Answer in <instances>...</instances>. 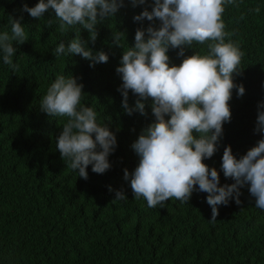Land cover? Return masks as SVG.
<instances>
[{
	"label": "trees",
	"instance_id": "trees-1",
	"mask_svg": "<svg viewBox=\"0 0 264 264\" xmlns=\"http://www.w3.org/2000/svg\"><path fill=\"white\" fill-rule=\"evenodd\" d=\"M25 3L33 7L38 0H0V33L11 32L9 16H23L29 37L23 44L13 42L16 72L0 55V264H264V210L255 207L250 185L240 188L241 204L232 199L218 206L217 220L210 221L205 192L194 191L187 203L169 199L162 208H149L143 198L134 199L123 179L124 169L131 173L139 163L132 145L155 117L151 98L143 101L146 115H128L122 106L118 89L123 81L116 68L124 49L114 43L113 31L125 33V47H134L138 28L159 27L155 18L134 20L145 8L151 11L154 0L136 7L124 0L114 17L98 23V38L87 46L109 59L95 66L81 55L57 59L54 49L61 41L67 47L76 28L60 33L59 22L49 28L46 20L55 18L54 10L33 18L22 11ZM236 3L239 7L226 5L223 19L225 30L234 33L226 42H238L244 53L242 73L234 75V82L243 84L245 94L238 97L232 90L231 121L223 124L215 154L203 161L217 169L221 186L235 182L221 170L224 148L231 146L239 159L264 138L254 131L258 104L264 101V0ZM77 27L87 41L89 32ZM179 51L169 48L170 66L196 51L207 54L208 46L185 47L184 56ZM60 74L83 84L81 103L92 107L98 122L116 136L110 169L97 174L89 165L87 180L67 167L56 149L67 118L49 116L39 105ZM138 98L129 90V107ZM122 187L127 199L113 200Z\"/></svg>",
	"mask_w": 264,
	"mask_h": 264
},
{
	"label": "clouds",
	"instance_id": "clouds-1",
	"mask_svg": "<svg viewBox=\"0 0 264 264\" xmlns=\"http://www.w3.org/2000/svg\"><path fill=\"white\" fill-rule=\"evenodd\" d=\"M145 3L146 0H131L133 7ZM226 5L239 7L236 0H154L152 10L145 8L134 20L155 18L159 27L138 28L134 47H125V33L113 31L114 43L124 49L116 68L123 81L118 89L123 95V108L128 115L133 111L146 115L143 101L152 100L155 121L132 145L139 157L138 166L131 173L124 169L123 176L130 183L134 199L143 198L149 208H162L169 199L187 203L194 191L205 192L211 207L210 221H216L218 206H227L232 199L241 204L240 188L250 185L255 207L264 210V138L239 159L231 146L224 148L221 170L225 178L235 181L230 185L221 186L217 169H210L203 162L215 154L223 124L231 121L232 90L237 89L238 97L245 94L243 84L234 82V75L242 73L244 53L238 42H226V37L234 35L225 30ZM123 6L124 0H38L33 7L25 3L22 11L33 18H43L49 9L54 10L55 18L46 20L47 27L59 22L60 33L76 28L67 47L61 41L54 49L55 57L81 55L91 61L90 66H95L107 63L109 57L102 50L94 53L87 45L95 44L98 23L114 17ZM255 11L259 12V8ZM22 20L23 16H9L11 32L0 33V55L13 72L19 68L13 62L17 51L13 42L23 44L29 39ZM77 25L89 32L87 41L81 38ZM194 44H207V54L196 51L179 66H170V47L179 49L178 55L184 56L185 47ZM82 90L83 84L76 77L60 74L39 105L49 116L67 118L57 137L56 149L68 162L67 167L87 180L89 165L97 174L110 169L108 157L115 151L117 140L106 124L98 122L97 112L81 103L85 96ZM129 90L139 97L134 108L128 105ZM254 131L264 133V101L258 104ZM109 191H113L110 186ZM126 199L123 187L115 191L113 200Z\"/></svg>",
	"mask_w": 264,
	"mask_h": 264
}]
</instances>
